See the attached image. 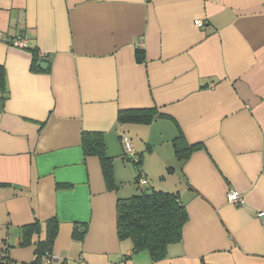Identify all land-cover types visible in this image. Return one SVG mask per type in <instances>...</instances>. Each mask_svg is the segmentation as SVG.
<instances>
[{
    "label": "crops",
    "instance_id": "crops-1",
    "mask_svg": "<svg viewBox=\"0 0 264 264\" xmlns=\"http://www.w3.org/2000/svg\"><path fill=\"white\" fill-rule=\"evenodd\" d=\"M18 37L26 48L7 42ZM0 73L5 264H35L50 218V264H264V0H0ZM144 109L163 117L120 123ZM84 132L101 133L107 176ZM122 132L150 186L186 208L182 240L158 262L117 237V200L137 193ZM177 135L202 145L185 162Z\"/></svg>",
    "mask_w": 264,
    "mask_h": 264
},
{
    "label": "trees",
    "instance_id": "trees-1",
    "mask_svg": "<svg viewBox=\"0 0 264 264\" xmlns=\"http://www.w3.org/2000/svg\"><path fill=\"white\" fill-rule=\"evenodd\" d=\"M135 60L138 63L144 60L142 49L137 48L135 51ZM37 62L38 60L34 59V68H37ZM2 88L3 78L0 73V90ZM1 97L0 102L2 104L3 100ZM160 117H163V115L156 109L128 110L120 113L119 121L122 124L139 123L147 125ZM123 134L129 136L127 132H122L121 136ZM171 143L175 157L181 162H185L194 151L202 147L200 143H187L182 135L174 137ZM81 146L85 156H94L99 159L103 173L107 176L111 159L105 153V145L101 133L84 132L81 137ZM121 158L123 161L130 162L135 169L134 182L138 186L137 190L139 192L128 198L117 200V237L119 240L129 239L131 241L133 254L145 251L149 254L152 262L161 261L166 257L168 247L182 240L183 228L188 220L185 205L177 192L171 193L157 190L148 185L147 179L140 171L141 154L134 153L129 157L122 152ZM141 177L145 179V183L142 186L139 183ZM146 187H149L151 192H144ZM57 229V220L55 218L48 219L44 237L39 239L35 245V264H38L44 256L46 257L45 261L51 258L52 245L57 235ZM84 232V227L80 230L78 226H74L72 238L81 240ZM0 264H5L4 258H1Z\"/></svg>",
    "mask_w": 264,
    "mask_h": 264
},
{
    "label": "built area",
    "instance_id": "built-area-1",
    "mask_svg": "<svg viewBox=\"0 0 264 264\" xmlns=\"http://www.w3.org/2000/svg\"><path fill=\"white\" fill-rule=\"evenodd\" d=\"M194 24L196 26H202V23L201 21L199 20H196L194 21ZM7 42L15 47H18V48H26L27 45H26V39H23L21 37H18V38H13V39H8ZM121 147H122V152L125 156H132L134 154V148H133V144L131 142V139L128 135L126 134H123L121 136ZM139 183L140 185L142 186L144 183H145V179L143 177H141L139 179ZM227 201L232 204V205H235V206H238L242 203V196L241 194H239L238 192H235V191H230L228 194H227ZM261 215V214H260ZM1 256H0V261H1ZM55 258L54 257H51L49 258L46 263L47 264H50L52 261H54Z\"/></svg>",
    "mask_w": 264,
    "mask_h": 264
},
{
    "label": "rangeland",
    "instance_id": "rangeland-1",
    "mask_svg": "<svg viewBox=\"0 0 264 264\" xmlns=\"http://www.w3.org/2000/svg\"><path fill=\"white\" fill-rule=\"evenodd\" d=\"M121 153H122V151H121ZM126 165H127V167H129V169L131 170V171H133L134 173H135V169L132 167V165L130 164V162H124ZM140 171H141V168H140ZM133 173V174H134ZM148 185H150V183H148ZM137 187L138 186H136V189H137ZM139 191L137 190V193H138ZM144 192H146V193H149V192H151V189L149 188V187H146V189L144 190Z\"/></svg>",
    "mask_w": 264,
    "mask_h": 264
},
{
    "label": "water",
    "instance_id": "water-1",
    "mask_svg": "<svg viewBox=\"0 0 264 264\" xmlns=\"http://www.w3.org/2000/svg\"><path fill=\"white\" fill-rule=\"evenodd\" d=\"M37 65H38V67H39L41 70H46V68H47V65L44 64V63H38Z\"/></svg>",
    "mask_w": 264,
    "mask_h": 264
}]
</instances>
